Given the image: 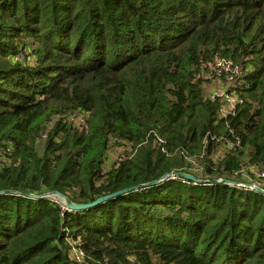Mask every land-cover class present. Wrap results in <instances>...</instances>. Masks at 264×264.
Instances as JSON below:
<instances>
[{"label":"trees","instance_id":"obj_1","mask_svg":"<svg viewBox=\"0 0 264 264\" xmlns=\"http://www.w3.org/2000/svg\"><path fill=\"white\" fill-rule=\"evenodd\" d=\"M263 174L264 0H0V264H264Z\"/></svg>","mask_w":264,"mask_h":264},{"label":"water","instance_id":"obj_2","mask_svg":"<svg viewBox=\"0 0 264 264\" xmlns=\"http://www.w3.org/2000/svg\"><path fill=\"white\" fill-rule=\"evenodd\" d=\"M177 178H180V179H184V180H187V181H191L193 183H199V184H205V183H208L207 181H203L199 178H196V177H193L189 174H185V173H182V172H174V173H171V174H166L164 175L163 177H161L159 179V181H155V182H151L147 185H141V186H136V187H131V188H128V189H124L123 191H120V192H117L115 194H112V195H109V196H105L104 198H99L97 201L93 202V203H88L87 205L85 204H77V203H74L72 202L71 200H68L66 197H64L62 194L58 193V192H55V193H51L49 195H35V194H24L26 195L27 197L31 198V199H41V198H50L51 195L63 200L65 202V207H66V210L67 211H87L88 209H91V208H94V207H97L101 204H104L106 203V201H109V200H112L114 198H118V197H122L123 195L125 194H129V193H133V192H137L138 190H140L142 187H155V186H159V184L167 181V180H170V179H177ZM211 184H214V183H221V184H224V185H228L230 187H241V188H244L246 190H252L260 195H264V189H262L261 187L253 184V183H240V182H234V181H229V180H226V179H223V180H216V179H213L212 181H210ZM5 194H8V195H15L14 193L12 192H0V196L1 195H5ZM21 194V193H19ZM23 194V193H22Z\"/></svg>","mask_w":264,"mask_h":264},{"label":"rangeland","instance_id":"obj_3","mask_svg":"<svg viewBox=\"0 0 264 264\" xmlns=\"http://www.w3.org/2000/svg\"><path fill=\"white\" fill-rule=\"evenodd\" d=\"M28 57H30L28 63L31 64L33 63V61L35 60V56L32 57V55H29ZM32 57V58H31ZM21 60L26 61V57H24L23 55L20 56ZM32 65V64H31ZM230 70H227L225 73H211L209 75V77L206 79V83L204 88L206 89V95L208 98H215L218 96H223L226 95V93H228L229 88H231V81L229 78V80H225L224 78H228L230 76ZM233 97H231L227 103H225L224 105V109L221 112L222 116L228 115L232 109L233 105ZM120 156L119 154V150L117 148H115L114 150L110 151L108 154V162L109 164H112V162H115L118 157ZM255 172H253L254 174ZM256 174V173H255ZM255 185H257V183L255 182H251ZM258 186V185H257ZM50 199H53L57 202H60L61 204H63L65 206V202L53 195H51Z\"/></svg>","mask_w":264,"mask_h":264},{"label":"built area","instance_id":"obj_4","mask_svg":"<svg viewBox=\"0 0 264 264\" xmlns=\"http://www.w3.org/2000/svg\"><path fill=\"white\" fill-rule=\"evenodd\" d=\"M218 66L219 67H221L222 68V71L220 72V73H225L227 70H230V76L228 77V78H226V80H229V78H231L230 79V81L232 82L233 81V74H238L239 73V75H240V72L238 71V70H234V69H232L231 67V64L228 62V63H226V62H219L218 63V65H217V68H218ZM238 86H240V84L238 83ZM218 97H220V98H223L224 99V104L225 103H227V101L231 98V97H233V107H232V109H231V111H230V113H232V112H234L235 111V108H236V104H242V101L241 100H239L238 99V97H236L235 96V94H228V93H226V95H223V96H218ZM225 106V105H224ZM223 109H224V107H223ZM222 109V110H223ZM222 112V111H221ZM230 113L228 114V115H230ZM225 116H227V115H225ZM224 116V117H225ZM257 177H260L262 180H264V174L263 175H257ZM256 183V182H255ZM258 185V184H257ZM259 186V185H258ZM259 187H261V186H259ZM262 189H264V186L263 187H261Z\"/></svg>","mask_w":264,"mask_h":264}]
</instances>
